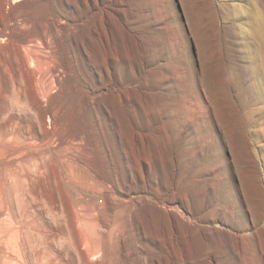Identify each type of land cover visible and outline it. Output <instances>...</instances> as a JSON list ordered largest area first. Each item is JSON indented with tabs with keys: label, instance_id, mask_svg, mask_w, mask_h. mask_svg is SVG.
<instances>
[{
	"label": "rangeland",
	"instance_id": "rangeland-1",
	"mask_svg": "<svg viewBox=\"0 0 264 264\" xmlns=\"http://www.w3.org/2000/svg\"><path fill=\"white\" fill-rule=\"evenodd\" d=\"M96 2L0 0V264H264V0Z\"/></svg>",
	"mask_w": 264,
	"mask_h": 264
},
{
	"label": "bare ground",
	"instance_id": "bare-ground-1",
	"mask_svg": "<svg viewBox=\"0 0 264 264\" xmlns=\"http://www.w3.org/2000/svg\"><path fill=\"white\" fill-rule=\"evenodd\" d=\"M96 1L97 0H95V6L97 7ZM31 24H32L31 22H27L26 28H28V29L31 28V26H32ZM111 24H112V21L107 20V22H106V20L104 21V19H102V31H103V33H102V39L103 40L102 41L105 45L111 44V40H112V34H111V30H110ZM16 29H17V27H16ZM48 29H44L39 37L28 38L27 40H25L24 50H25V54L27 56V61L31 65L43 64L48 59V53H49L50 49L53 48V41H52L53 36L51 35L52 31L50 32V30H48ZM63 42L64 41H62V43ZM50 74H52V70H47L46 77H49ZM171 210L174 211V213L178 216V218L174 217L170 221L168 227L166 225V228L164 230H162L161 232L157 231L155 233V235L153 236V238L155 241H157L160 244H162L161 242H163L164 240H167L166 246H167L168 254L178 256L179 260L184 262L185 264H194L193 259H192V256H193L192 251L193 250L191 249L190 245H188V243L185 240L187 231L184 228L180 227V225H179V222H180L179 218H180V220H184L185 222H187V220L185 219V217L183 216V214L181 213V211L178 208L172 207ZM134 234L136 235L137 239H139L138 242L141 241L143 238H146L145 233L138 226H136V228L134 229ZM126 238H127V236L124 234V236L122 237V240L124 241V240H126ZM141 247H142L141 249H138L134 253L136 255L135 259L139 264H143V260H144L143 254H144V250H145L144 249L145 245H142ZM205 250L203 249L202 253H205ZM148 256L149 257L152 256V253L149 252ZM150 259L152 261L155 260L153 257H150ZM124 264H133V263L130 260V261L124 262ZM211 264H217V262L211 261Z\"/></svg>",
	"mask_w": 264,
	"mask_h": 264
}]
</instances>
